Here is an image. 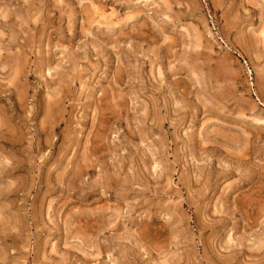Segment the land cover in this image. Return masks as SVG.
Returning <instances> with one entry per match:
<instances>
[{
    "label": "rangeland",
    "instance_id": "1",
    "mask_svg": "<svg viewBox=\"0 0 264 264\" xmlns=\"http://www.w3.org/2000/svg\"><path fill=\"white\" fill-rule=\"evenodd\" d=\"M0 264H264V0H0Z\"/></svg>",
    "mask_w": 264,
    "mask_h": 264
}]
</instances>
